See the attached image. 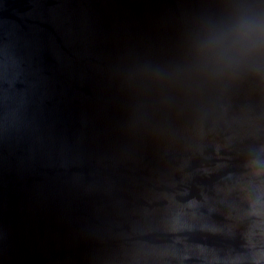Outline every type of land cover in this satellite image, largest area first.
Here are the masks:
<instances>
[{
    "label": "water",
    "instance_id": "1",
    "mask_svg": "<svg viewBox=\"0 0 264 264\" xmlns=\"http://www.w3.org/2000/svg\"><path fill=\"white\" fill-rule=\"evenodd\" d=\"M0 23L264 115V0H0Z\"/></svg>",
    "mask_w": 264,
    "mask_h": 264
}]
</instances>
